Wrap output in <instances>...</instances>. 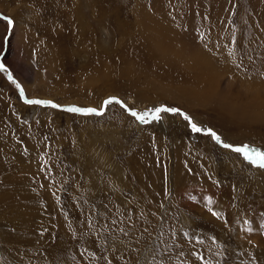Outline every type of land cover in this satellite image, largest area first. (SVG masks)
<instances>
[{"label": "rangeland", "instance_id": "374dc122", "mask_svg": "<svg viewBox=\"0 0 264 264\" xmlns=\"http://www.w3.org/2000/svg\"><path fill=\"white\" fill-rule=\"evenodd\" d=\"M0 15L13 21L0 19V103L30 154L1 174L16 194L0 193V264H264V168L179 114L142 124L117 103L66 110L109 97L139 113L175 107L226 143L264 150V0H0ZM207 51L205 74L190 62ZM37 99L61 107L26 102ZM199 169L211 187L184 181ZM56 192L75 227L65 245L46 199ZM20 194L28 211L3 206Z\"/></svg>", "mask_w": 264, "mask_h": 264}, {"label": "bare ground", "instance_id": "6f19581e", "mask_svg": "<svg viewBox=\"0 0 264 264\" xmlns=\"http://www.w3.org/2000/svg\"><path fill=\"white\" fill-rule=\"evenodd\" d=\"M210 31V30H209ZM166 33V32H165ZM214 35V34H213ZM219 35V34H218ZM163 36V35H162ZM163 39H165V38H163ZM162 40V39H161ZM165 41V40H164ZM221 41V40H220ZM151 44H153V43H151ZM155 44V43H154ZM213 46V45H212ZM213 47H215V46H213ZM259 47V46H258ZM142 48V47H141ZM144 48H142V50H143ZM146 49V48H145ZM157 49V48H156ZM159 49V48H158ZM209 49V48H208ZM255 49H257V47H255ZM207 50V49H206ZM257 50H259V49H257ZM140 51V50H139ZM145 51H147V50H145ZM144 51V52H145ZM204 51V50H203ZM212 51V50H211ZM211 51H207V52H205V53H198V55H197V60H195V61H191L190 63H192V68L194 69L195 68V70H197V69H200V70H202L205 74H206V71L209 73L210 72V69L212 68V67H214L213 66V63L214 62H212L211 61V59H213V57L210 55L212 52ZM262 51V50H261ZM148 52H149V48H148ZM158 52V51H157ZM255 52H256V50H255ZM258 52V51H257ZM143 53V52H142ZM150 53H152V52H150ZM208 53H210V54H208ZM141 54V53H140ZM153 54V53H152ZM151 54V55H152ZM213 54V53H212ZM221 54V53H220ZM224 54H226V53H224ZM224 54H223V56H224ZM260 54V53H259ZM142 55V54H141ZM148 55V53L146 52V54H145V57ZM261 55V54H260ZM149 56V55H148ZM179 57H182V56H180V55H178ZM220 56V55H219ZM259 57V56H258ZM141 58V57H140ZM183 58V57H182ZM253 58V57H252ZM254 58H256V60H257V57H254ZM261 59V58H260ZM259 59V60H260ZM215 60V59H214ZM259 60H258V62H259ZM221 61V60H220ZM264 61V60H263ZM262 61V62H263ZM216 62V61H215ZM216 63H218V62H216ZM221 63V62H220ZM249 63V62H248ZM215 64V63H214ZM250 64V63H249ZM257 64V63H256ZM255 65V64H254ZM191 66V65H190ZM240 67V66H239ZM252 67V66H251ZM185 68V67H184ZM191 68V67H190ZM189 68V69H190ZM250 68V67H249ZM248 69V68H247ZM205 70V71H204ZM249 70V69H248ZM247 70V71H248ZM251 70H253V69H251ZM251 70L249 71V72H251ZM191 71H193V70H191ZM195 72V71H194ZM246 73V72H245ZM184 75V74H183ZM202 80H204V79H202ZM250 88V87H249ZM252 88V87H251ZM255 90V89H254ZM255 93H256V91H255ZM1 102V101H0ZM8 110H10V106L7 104H5V103H0V157L2 158V160H1V158H0V180H3V178H2V176H1V174L2 173H4V172H9V170H7V168L9 167L8 165H9V163H15V161H14V159L16 158V157H27L28 155H30L29 154V152H26V151H23V149H22V147L19 145V144H16V142H15V140L12 138V136H13V132H15L14 131V129H13V127H15V122H14V120H12V121H8L7 120V118H6V113H7V111ZM11 128V129H10ZM35 143V142H34ZM32 146V145H31ZM30 146V147H31ZM28 147V146H27ZM37 153V152H36ZM204 155V154H203ZM205 161L207 162L206 164L209 166L210 165V161H209V159H208V156L205 158ZM16 163H18L17 161H16ZM15 163V165H13V168H15V167H19V165L18 164H16ZM183 164V163H182ZM8 166V167H7ZM205 166V165H204ZM207 166V167H208ZM204 168V167H203ZM212 169V168H211ZM182 170V169H181ZM31 171V170H30ZM208 171V170H207ZM182 172V171H181ZM215 173V172H214ZM206 171H202L201 169H199V171H197V172H195V174L193 173V174H188V176L184 179V181L185 182H188V183H191V184H195L196 183V185L197 186H199L200 188L201 187H203V186H205V188H207V187H211V185H210V182L207 180V178H205L206 177ZM29 175V174H28ZM32 175H33V173H32ZM27 176V175H26ZM9 177H10V175H9ZM20 177V176H19ZM34 177V176H33ZM208 177V176H207ZM5 178H7V177H5ZM15 178V177H14ZM13 177H11V178H8L6 181L4 180V182L5 183H8V185L10 186V182L11 183H14V179ZM18 178V176L16 177V179ZM32 178V177H31ZM27 179H29V178H27ZM33 179V178H32ZM36 180V179H35ZM34 180V181H35ZM210 180V179H209ZM21 181H23L22 179H21ZM37 181V180H36ZM127 181V180H126ZM20 182V181H19ZM26 182H28V181H26ZM17 183V182H16ZM0 184H1V182H0ZM21 184V183H20ZM19 184V185H20ZM16 185V184H15ZM41 186V185H40ZM18 187V186H17ZM34 187H36V186H34ZM11 188V187H10ZM19 188V187H18ZM26 188V187H25ZM38 188H40V187H38ZM23 189V188H22ZM60 189H61V187H60ZM212 189H214V188H212ZM9 189H7V187H6V185L5 184H3L1 187H0V193H3L5 196H12L13 194L15 195L16 194V192L14 191L13 193H12V195H10V193H9V191H8ZM11 190V189H10ZM20 190H21V188H20ZM20 190H18V189H16V191H20ZM62 190V189H61ZM42 191H45V190H42ZM204 191H206L207 192V189H204ZM23 192V191H22ZM18 193V192H17ZM24 193V192H23ZM23 193H21V194H23ZM26 193V192H25ZM28 193V192H27ZM44 193V192H43ZM68 193V192H67ZM211 193V192H210ZM213 193V192H212ZM20 194V195H21ZM47 194V196H46V199H50L49 201H50V207H51V209H58V211L55 213V220H56V222H54L53 221V223L51 224V227H52V233H55V236L57 237V238H59L60 239V244L62 245H65V242H63V240H65V238H66V234H65V238L64 237H62L63 236V233L65 232V231H67V232H70V234L71 235H73V232H74V229H75V227H72L73 225H72V223H71V219H69L67 216V219H68V223H66V221L64 220V217H62V218H60V215H61V213H63V212H61V211H65L66 209V205L65 204H62V202H60V196H58V195H60L61 194V192L60 193H58V192H56L54 195L53 194H49V193H46ZM209 194V193H208ZM2 195V194H1ZM18 195V194H17ZM16 195V196H17ZM19 195V198H17V200H14V201H8V202H6L5 204H3V206H9L10 208H16L17 210H21V212L23 213V212H26V211H28L30 208H31V206H32V204L34 203V200L32 199V198H30V197H28V198H26V197H24V196H20ZM35 196H36V194H34ZM51 195V196H50ZM65 195V194H64ZM63 195V196H64ZM69 195H70V193H69ZM73 195H75V193L73 194ZM73 195H71V196H73ZM140 195V194H139ZM139 195H137V196H139ZM31 196H33V195H31ZM41 196V195H40ZM219 196V195H218ZM8 197V198H9ZM13 197V196H12ZM21 197V198H20ZM2 198V197H1ZM7 198V197H6ZM15 198V199H16ZM4 199V198H3ZM44 199V198H43ZM76 199V198H75ZM142 199V198H141ZM65 200V199H64ZM78 201V200H77ZM143 200H141V204H143ZM2 203H3V201H2ZM71 203V202H70ZM76 203V202H75ZM74 207H75V205H74ZM137 207H139V205H138V203H137ZM77 208V207H76ZM33 209V208H32ZM37 209V208H36ZM14 209H12V211H13ZM143 210V209H142ZM6 212H7V207H6V210H5ZM38 211V210H37ZM35 212H36V210H35ZM141 212V211H140ZM1 213V212H0ZM10 213V212H9ZM12 213V212H11ZM37 213V212H36ZM69 212H67V215H70V213L68 214ZM143 213H146V212H144L143 211ZM7 214V213H6ZM17 214V213H16ZM29 214V213H28ZM58 214H60V215H58ZM46 215V214H45ZM147 215V214H146ZM54 216V212L53 213H51L50 212V217L52 218ZM20 217H21V213H20ZM24 217H26V216H24ZM28 217H29V221H32V223L33 222H35L36 220L37 221H39L38 219H35V216L33 215V214H29L28 215ZM40 217H42V216H40ZM159 217V216H158ZM22 218V217H21ZM37 218H39V217H37ZM60 219H61V222H60ZM151 220V219H150ZM149 221V220H148ZM147 222V221H146ZM150 222V221H149ZM153 221L151 220V223H148V224H153L152 223ZM156 222V221H155ZM27 223V222H26ZM41 224H42V222H41ZM44 224V223H43ZM42 224V225H43ZM29 227H31V224L29 223ZM28 227V226H27ZM49 227V226H48ZM49 229H50V227H49ZM48 229V230H49ZM34 230V229H33ZM46 230V229H45ZM47 230V231H48ZM77 230V229H76ZM150 230H151V227H150ZM29 231V230H28ZM27 231V233H29ZM31 231H32V227H31ZM33 232H35V231H33ZM148 232H149V230H148ZM152 233V232H151ZM49 234V233H48ZM27 235V234H26ZM29 237H31V235H28ZM73 237V236H72ZM79 238V237H78ZM52 240H53V236L50 234V237H49V243H51L52 242ZM57 241V240H56ZM66 241V240H65ZM77 241V240H76ZM76 241H74L73 239H70V243L68 244V246L71 248V249H73L74 250V248H72V247H74V242H76ZM48 242V241H47ZM61 242H63V243H61ZM53 243V242H52ZM76 244V243H75ZM55 246H57V245H54V246H52V247H55ZM57 248V247H56ZM67 248V247H66ZM68 249V248H67ZM66 249V250H67ZM118 249V248H117ZM117 249H115L114 251L116 252V251H118ZM56 251H57V249H56ZM61 252V251H60ZM107 252V251H106ZM116 254V253H115ZM110 256L113 258V255L110 253ZM108 260V259H107ZM108 262V261H107ZM103 264H106L105 263V261H104V263ZM115 264H117V263H115Z\"/></svg>", "mask_w": 264, "mask_h": 264}, {"label": "snow or ice", "instance_id": "6c2138e0", "mask_svg": "<svg viewBox=\"0 0 264 264\" xmlns=\"http://www.w3.org/2000/svg\"><path fill=\"white\" fill-rule=\"evenodd\" d=\"M0 19H4L10 26L13 24V21L8 17L0 15ZM0 71L7 72L8 70L4 64H0ZM8 78L12 80L11 73H9ZM17 87H19V85H17ZM26 102L29 104H50L53 108L61 107L60 105L55 104L51 101H45V100H39V99L27 100ZM112 103L120 104L121 107H124L127 111H129L130 115L135 117L142 124H147L150 122L148 119L149 116H151L152 121H159L161 119L162 113L179 114L183 117L185 121H187L192 132L194 133L204 132L205 135L210 136L217 144L222 145V147L226 149H231L237 153H240L243 156L244 160L248 161L252 166H255L258 168H264V150H261L259 148H253L250 145L234 146L230 143H226L212 129L210 128L202 129L201 127H199L195 122H193L192 118L187 113L182 112L179 108L160 106V107H155L153 109L146 110L144 113H139L135 110L128 108V106L123 101H121L119 98L109 97L103 102L102 108L100 110H98L97 108H79V107H68L66 110L69 112H79L82 114H93L94 113L97 115H102L103 109L107 108V106L111 105ZM208 202L209 204H212V199L208 198ZM208 211L212 214V216L216 217L217 219H221V214L217 211H214L211 207H209ZM225 223H227L226 220H225ZM249 231H251V229H249ZM193 254L196 255L195 253ZM89 255H94V254L89 253ZM197 258L200 260H203L202 256H197ZM109 264H111V262H109Z\"/></svg>", "mask_w": 264, "mask_h": 264}]
</instances>
